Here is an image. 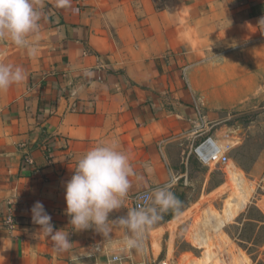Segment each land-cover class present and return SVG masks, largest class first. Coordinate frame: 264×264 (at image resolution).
Wrapping results in <instances>:
<instances>
[{
    "label": "crops",
    "instance_id": "1",
    "mask_svg": "<svg viewBox=\"0 0 264 264\" xmlns=\"http://www.w3.org/2000/svg\"><path fill=\"white\" fill-rule=\"evenodd\" d=\"M33 5L39 28L28 39L36 53L0 39V64L27 74L0 91V264H92L98 243L130 258L110 264H138L147 247L158 246L159 226L145 231L139 251H121L125 229L111 221L132 209L138 191L151 192L173 177L175 193L189 184L194 166L184 162L188 156L171 151L174 142L191 135L196 117L189 75L206 59L264 41V0ZM113 140L133 170L124 206L109 213V238L94 227L73 231L65 185L80 156ZM37 201L54 230L69 232V250L58 253L51 240L36 238L39 225L32 222L31 208ZM259 210L264 218V203ZM100 259L98 264H108Z\"/></svg>",
    "mask_w": 264,
    "mask_h": 264
},
{
    "label": "rangeland",
    "instance_id": "2",
    "mask_svg": "<svg viewBox=\"0 0 264 264\" xmlns=\"http://www.w3.org/2000/svg\"><path fill=\"white\" fill-rule=\"evenodd\" d=\"M189 78L209 133L237 142L228 165L210 172L190 153L198 138L174 142L172 153L194 166L189 184L175 193L179 212L171 219L173 210L163 213L150 227L159 226L158 246L147 247L138 264H264V41L206 59Z\"/></svg>",
    "mask_w": 264,
    "mask_h": 264
},
{
    "label": "clouds",
    "instance_id": "3",
    "mask_svg": "<svg viewBox=\"0 0 264 264\" xmlns=\"http://www.w3.org/2000/svg\"><path fill=\"white\" fill-rule=\"evenodd\" d=\"M65 0H57L63 6ZM40 14L34 8L33 0H0V39H10L17 47L26 48L34 55L36 47L30 43L29 36L39 28ZM264 30V18L259 21ZM23 68L10 64H0V91L26 79ZM133 174L128 156L118 150V142L101 143L90 148L76 161L74 174L65 185V214L70 217L73 231L89 228L110 237L109 213L124 206V199L131 188L130 176ZM175 177L169 184L145 193L143 203L128 209L127 214L118 220L125 229V239L121 251H139L140 240L145 231L162 219L169 210L179 212L182 201L172 191ZM32 222L39 225L36 238L43 236L53 243L56 252L69 250V232L54 230L51 216L44 205L37 201L31 208ZM75 259H79L78 257Z\"/></svg>",
    "mask_w": 264,
    "mask_h": 264
},
{
    "label": "built area",
    "instance_id": "4",
    "mask_svg": "<svg viewBox=\"0 0 264 264\" xmlns=\"http://www.w3.org/2000/svg\"><path fill=\"white\" fill-rule=\"evenodd\" d=\"M194 109L196 117L192 124V134L195 138H198V142L191 146L190 153L193 158L202 166L212 170L215 168L226 167L230 161L229 150L233 147L237 141L235 139L222 140L213 134H210V128L206 117L202 114L200 107L197 103H194ZM30 162V160L28 161ZM150 191H138L131 197L132 208L137 207L143 203L142 196ZM94 257L92 264H98L101 262L100 258H104V261L108 264L113 262H121V255L110 254V251L103 247L101 243L94 245L93 254ZM89 264V263H87ZM158 264H172L169 260H161Z\"/></svg>",
    "mask_w": 264,
    "mask_h": 264
},
{
    "label": "trees",
    "instance_id": "5",
    "mask_svg": "<svg viewBox=\"0 0 264 264\" xmlns=\"http://www.w3.org/2000/svg\"><path fill=\"white\" fill-rule=\"evenodd\" d=\"M177 212L173 211L171 216H174Z\"/></svg>",
    "mask_w": 264,
    "mask_h": 264
}]
</instances>
